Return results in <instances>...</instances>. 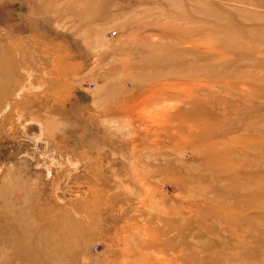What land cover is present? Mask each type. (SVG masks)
Masks as SVG:
<instances>
[{
	"label": "rangeland",
	"instance_id": "obj_1",
	"mask_svg": "<svg viewBox=\"0 0 264 264\" xmlns=\"http://www.w3.org/2000/svg\"><path fill=\"white\" fill-rule=\"evenodd\" d=\"M0 264H264V0H0Z\"/></svg>",
	"mask_w": 264,
	"mask_h": 264
}]
</instances>
